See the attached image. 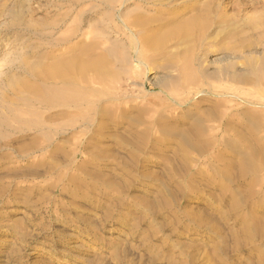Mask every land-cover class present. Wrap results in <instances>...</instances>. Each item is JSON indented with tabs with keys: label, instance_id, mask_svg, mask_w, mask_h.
Masks as SVG:
<instances>
[{
	"label": "rangeland",
	"instance_id": "1",
	"mask_svg": "<svg viewBox=\"0 0 264 264\" xmlns=\"http://www.w3.org/2000/svg\"><path fill=\"white\" fill-rule=\"evenodd\" d=\"M0 264H264V0H0Z\"/></svg>",
	"mask_w": 264,
	"mask_h": 264
}]
</instances>
